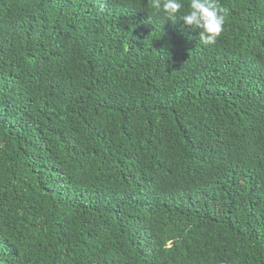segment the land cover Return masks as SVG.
<instances>
[{"label": "trees", "instance_id": "trees-1", "mask_svg": "<svg viewBox=\"0 0 264 264\" xmlns=\"http://www.w3.org/2000/svg\"><path fill=\"white\" fill-rule=\"evenodd\" d=\"M218 3L205 45L151 0H0V264H264V0Z\"/></svg>", "mask_w": 264, "mask_h": 264}, {"label": "clouds", "instance_id": "clouds-1", "mask_svg": "<svg viewBox=\"0 0 264 264\" xmlns=\"http://www.w3.org/2000/svg\"><path fill=\"white\" fill-rule=\"evenodd\" d=\"M151 7L165 20H182L185 25L199 30L202 44L215 43L225 23V10L218 0H190L184 10L183 0H151Z\"/></svg>", "mask_w": 264, "mask_h": 264}]
</instances>
